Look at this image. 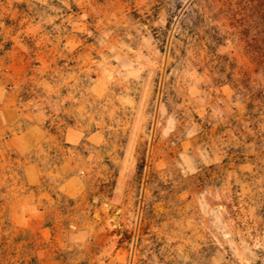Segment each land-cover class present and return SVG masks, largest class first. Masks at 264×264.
Instances as JSON below:
<instances>
[{
    "label": "rangeland",
    "instance_id": "rangeland-1",
    "mask_svg": "<svg viewBox=\"0 0 264 264\" xmlns=\"http://www.w3.org/2000/svg\"><path fill=\"white\" fill-rule=\"evenodd\" d=\"M48 258L264 264V0H0V264Z\"/></svg>",
    "mask_w": 264,
    "mask_h": 264
},
{
    "label": "crops",
    "instance_id": "crops-1",
    "mask_svg": "<svg viewBox=\"0 0 264 264\" xmlns=\"http://www.w3.org/2000/svg\"><path fill=\"white\" fill-rule=\"evenodd\" d=\"M28 127L24 129L20 135L17 134L16 136L18 138H25L26 133H29L32 131L35 127L37 126L36 122H30L27 120ZM61 133L63 135V139L65 143H68L67 140L71 139L74 143L75 141L78 140L79 138V132L76 130L75 125L69 123V125L65 126L64 128L61 129ZM42 133L45 136L43 138V141L47 139L46 135H49L52 138H55L58 134L52 132H49L48 129L45 127L42 129ZM60 135V134H59ZM88 139L94 140V141H99L101 139L99 135V131L95 130L92 131L89 136H87ZM33 147V146H32ZM31 150V149H30ZM29 150V151H30ZM26 151H23V153ZM63 158V157H62ZM41 168L38 166L37 163H34L32 161H29L24 168H23V176L24 180L28 185L36 186L38 183H40V173ZM51 174L56 176V177H61L62 179L59 181L58 186L56 188V191L61 194L62 196L66 197L69 200L72 201H78L82 193L84 191V182L82 176H80L76 166L72 165L71 163L68 162H61L59 165L56 166L55 170L51 171ZM47 194V192H46ZM40 234L42 237H47L48 232L47 229L43 228L40 231ZM60 247V246H58ZM60 248H58L59 250ZM59 251H63L60 249ZM40 264H71L68 261H63V260H54V259H43L40 261Z\"/></svg>",
    "mask_w": 264,
    "mask_h": 264
}]
</instances>
